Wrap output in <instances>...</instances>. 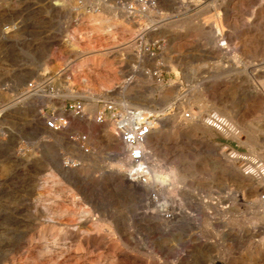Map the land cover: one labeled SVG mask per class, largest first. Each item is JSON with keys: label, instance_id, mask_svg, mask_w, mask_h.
<instances>
[{"label": "rangeland", "instance_id": "rangeland-1", "mask_svg": "<svg viewBox=\"0 0 264 264\" xmlns=\"http://www.w3.org/2000/svg\"><path fill=\"white\" fill-rule=\"evenodd\" d=\"M134 6L0 0V264H111L113 250L140 256V264H177L163 247L192 249L142 228L139 194L125 184L133 177L148 183L157 170L218 206L206 207L204 246L186 264H264V0H156L139 17ZM214 29L229 41L225 55L210 45ZM140 42L155 59L140 55ZM92 66L130 74L117 76V86L81 85L76 78H91ZM42 75L63 98H90L92 112L103 109L98 100L113 99L165 120L155 126L160 146L147 170L125 168L111 124L73 120L63 132L46 130L41 110L60 107L59 99L24 93ZM83 135L89 153L70 140ZM117 227L136 239H122ZM88 237L101 242L94 256L80 247Z\"/></svg>", "mask_w": 264, "mask_h": 264}, {"label": "bare ground", "instance_id": "bare-ground-1", "mask_svg": "<svg viewBox=\"0 0 264 264\" xmlns=\"http://www.w3.org/2000/svg\"><path fill=\"white\" fill-rule=\"evenodd\" d=\"M220 37H224L220 30L214 29L211 31V33H210V45L212 46L214 54H216L218 56L225 55L222 51L224 49L220 46V44L217 47V42L218 41H219V43L221 42ZM240 42H243V41L241 40ZM249 49L251 50V48H249ZM251 54H253V53H251ZM216 85H218V84H216ZM227 90H228V88H227ZM145 110L148 111L149 113L153 114L155 126H156V124L164 126L165 120L163 121L160 118H156L155 112L147 110V109H145ZM196 117H198V116H196ZM227 130L231 131L229 128ZM160 132L161 131L159 129H156V127H155V130L153 131V136L151 139V149L152 150H155L160 146V140L158 138V135L161 134ZM233 133H234V131H233ZM110 141L114 142V143L119 142V139L116 138V136L114 135L113 129L110 131ZM118 145H120V144L118 143ZM124 166L126 169L132 168L128 162H126L124 164ZM161 172L163 173V170ZM162 173L158 174V170H157V173L153 172L151 176L149 175L150 179H149L148 183L145 182L144 178L142 179L140 177H133L131 179L129 178V179L125 180V184L129 185L132 189H134L136 191V194H139V196H137V199H138V202L140 201V203L142 204V207H140L139 209H137L135 211V220L140 224V226H142V228H145L149 231H152V234H156L158 236V240L162 241V242L165 241V244H166V241H169L168 243H170L171 239H175L178 242L179 247L184 248V247L189 245V247L192 249V251H187V250L182 251V250L178 249L179 251L177 253H175L176 251L173 250L174 247L172 248L169 245L166 247H163V250H165L166 255L169 258L176 259L178 262L177 264H186V262L187 263L189 262V258L192 256H195L197 253H199V251L204 246V241H203V237H202L203 233L201 232V229H202V219H203L202 215L205 212L206 207L208 209L215 210L214 208H217L218 206H215L214 203L206 202L204 199H198V198H195L189 194H186L184 191V188L180 186L181 184L177 181V179L175 178L174 175L165 174V176H163ZM145 179H147V178H145ZM132 194H133V192H132ZM233 204L238 205V202L234 201ZM254 206H255V208H259V201H256L254 203ZM262 218H264V217H262ZM93 229H95V228H93ZM114 231H113V233H114ZM117 231L119 232V234H121L122 239H125L128 242H130V239L131 240L136 239L134 233H130L128 230H125V229L122 230L119 227H117ZM93 233H95V232H93ZM84 234H83V236H84ZM115 236H116V234H115ZM152 237H154V236H152ZM82 238H84V237H82ZM106 243H108V241ZM80 247H81V250H83L85 253H87L91 256H94L97 253H99L100 247H101V242L97 238L88 237V238H85L82 240ZM22 249L24 250L23 245H22ZM112 253L113 254L110 255L108 258V260L111 261V264H140L141 263L140 260L138 259L140 256L138 258L133 257L126 251L122 252V254L121 253L119 254L116 250H113ZM42 254H43V252H42ZM145 260H146V258H145ZM99 263H100V261H99Z\"/></svg>", "mask_w": 264, "mask_h": 264}, {"label": "built area", "instance_id": "built-area-1", "mask_svg": "<svg viewBox=\"0 0 264 264\" xmlns=\"http://www.w3.org/2000/svg\"><path fill=\"white\" fill-rule=\"evenodd\" d=\"M134 16L139 17L146 10L154 8L156 0H135ZM147 33H141L140 40L143 41ZM220 46L228 49L229 42L226 37H220ZM141 44V56H149L155 59V53L150 47ZM160 68L163 65L157 64ZM149 74V73H146ZM153 75L158 79L161 74L154 71ZM54 80L51 77L42 75L39 80L30 81L24 93L32 96L33 100L44 99L47 92L53 93L55 98L61 100V90L54 88ZM92 100H72L64 104L63 107H53L50 112H46V108L41 110L40 118L47 130L56 133L63 132L72 126L73 120L82 122L89 121L100 124H111L114 135L122 144V154L128 161L129 165L134 169V174H141L148 168V162L152 156L151 139L155 130V121L152 113L148 111L128 105L126 102H117L113 99L98 100L97 104L103 106L102 110L92 112L88 105ZM99 106V105H98ZM191 113L186 114V118H190ZM70 140L75 142L85 153L90 152V148L86 147L88 136L71 137ZM68 162H73L68 160ZM264 203V196L262 197Z\"/></svg>", "mask_w": 264, "mask_h": 264}, {"label": "crops", "instance_id": "crops-1", "mask_svg": "<svg viewBox=\"0 0 264 264\" xmlns=\"http://www.w3.org/2000/svg\"><path fill=\"white\" fill-rule=\"evenodd\" d=\"M72 54H78V51H74V52H72ZM87 71H89L90 73H93L91 78H89V79L76 78V79H80L81 80V85H83V86L84 85L86 86V85H88V83H91V82L92 83L96 82V83H100V85L101 84L103 85V84H105V83H103L105 80L108 81L109 84H112L113 86H117L118 85V83L116 82L117 76H121V75H124V74H125V76H128L130 74V71H128L127 69H124V68H121V69L119 68V70H117V69L107 68V67H95V66H92L91 68H88ZM79 73H81V71H79ZM67 82H68L67 85H69V82L70 83L73 82V78H69L67 80ZM76 92L79 93L78 91H76ZM86 93H87V91H86ZM109 93H111V92H109ZM89 94H91V93H89ZM72 100L88 101V100H91V99L90 98L86 99L84 97L77 98V99L63 98V99L59 100V104H61L60 107H63L65 103L70 102ZM52 108L53 107H51L48 110V112H50Z\"/></svg>", "mask_w": 264, "mask_h": 264}]
</instances>
